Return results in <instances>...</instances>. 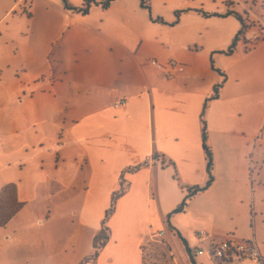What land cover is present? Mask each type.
Returning a JSON list of instances; mask_svg holds the SVG:
<instances>
[{
    "label": "crops",
    "instance_id": "0c3cea01",
    "mask_svg": "<svg viewBox=\"0 0 264 264\" xmlns=\"http://www.w3.org/2000/svg\"><path fill=\"white\" fill-rule=\"evenodd\" d=\"M95 1L0 0V264H79L120 190L93 264H190L176 234L194 264L225 239L264 257V36L223 53L250 4ZM169 60L183 71L150 65ZM222 80L204 113L212 182L173 213L206 182L200 114Z\"/></svg>",
    "mask_w": 264,
    "mask_h": 264
},
{
    "label": "trees",
    "instance_id": "16d2710c",
    "mask_svg": "<svg viewBox=\"0 0 264 264\" xmlns=\"http://www.w3.org/2000/svg\"><path fill=\"white\" fill-rule=\"evenodd\" d=\"M62 3H63V5H64V7L66 9L71 10V11H73L75 13H78V14H86L88 9L90 8V6H101L102 8H106L108 6V4H109L108 1L107 2H98V1H95V0H83V3H82V5L79 8H73V7H70L66 3L65 0H62ZM140 6H141V8H143L145 11H147L149 13V10H150L149 0H141ZM197 12L199 14L205 16V17H220V15H217V14H206V13H203L201 11H197ZM179 14L180 13H176L175 14V21L174 22H176L178 20ZM233 16L240 23V30L235 35V37L233 38V40L231 41L229 46L223 51L224 54H231L235 50L236 43L238 42L242 32L245 30V27H244V25L242 23L241 18L238 15H236V14H234ZM156 21L162 23L161 19H156ZM216 72L218 73V71H216ZM218 74L221 77H223V80H224L223 74H221V73H218ZM223 80L214 87L211 96L206 99V101H205V103H204V105L202 107L201 114H200L202 149H203L204 157H205V161H206V174H207L206 182H205V184L202 187H189V188H187L186 189L185 199L179 205V207H177L174 210L173 213L180 212L183 209V207L185 206V203H186V201L189 198H191L196 193L205 190L212 182V174H211V171H212V158H211V150H210V147H209V145L207 143L206 128H205V121H204V113H205V110H206L207 103L210 102L211 100H214V99L217 98L218 91L221 88ZM10 189H11V187H9V188L8 187L7 188L4 187L2 189V191H1V196L4 193H12V190H10ZM121 191L122 190H120L119 192L115 193L112 196L111 202H110V206H109L108 210H106L104 218H103V221L101 223V228H100L99 232L93 238V250H94L93 254L90 255L88 258L84 259L83 261H81L79 264H85L86 261H89V260L93 261L96 258V256H97V252L106 243L107 238H108V231H107V228L105 227V221L111 215V213L113 212L115 200H116V198H118L121 195V193H122ZM10 198H13V196L11 194L8 195V199H10ZM9 202H11V200ZM18 208H19V205H16L14 210L16 211ZM12 213H14V212H12ZM4 216H1V214H0V225H3L10 218L9 215H7L5 217ZM176 236H177L181 246L183 247L184 252H185L190 264H194V262L192 260V257H191L190 250H189L185 240L182 239L178 234H176Z\"/></svg>",
    "mask_w": 264,
    "mask_h": 264
},
{
    "label": "built area",
    "instance_id": "2783aa9c",
    "mask_svg": "<svg viewBox=\"0 0 264 264\" xmlns=\"http://www.w3.org/2000/svg\"><path fill=\"white\" fill-rule=\"evenodd\" d=\"M150 65L157 70L166 72L167 74L183 71V66L174 60H169L166 63L150 61ZM124 104V100L116 101L114 107L123 106ZM162 235L163 233L159 232L152 235V238L159 239ZM198 236L202 239L207 238V235L202 231L198 233ZM193 254H205L211 264H240L242 261H249L254 264H264V257L260 254L259 249L253 240H249L245 243H237L231 239H225L224 241L211 245L206 249H194Z\"/></svg>",
    "mask_w": 264,
    "mask_h": 264
},
{
    "label": "rangeland",
    "instance_id": "374dc122",
    "mask_svg": "<svg viewBox=\"0 0 264 264\" xmlns=\"http://www.w3.org/2000/svg\"><path fill=\"white\" fill-rule=\"evenodd\" d=\"M244 2H247L248 4H250V6H247L251 9L250 13L251 16L248 19L246 17V15H244L245 19H246V27L245 29H249V30H253V32H258L254 34V40H256L259 36H264V0H243ZM252 4H254L252 6ZM255 8V9H253ZM259 35V36H257ZM253 40V41H254ZM152 239H156L158 240V238H152ZM161 239V238H159ZM155 245H161L160 240H158V242H154ZM91 255L93 254V243L91 241ZM89 250V251H90ZM98 253V252H97ZM91 264H93V262L91 261Z\"/></svg>",
    "mask_w": 264,
    "mask_h": 264
}]
</instances>
